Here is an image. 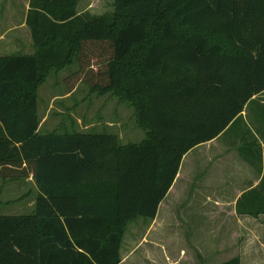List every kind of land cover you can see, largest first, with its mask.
<instances>
[{"label": "trees", "instance_id": "1", "mask_svg": "<svg viewBox=\"0 0 264 264\" xmlns=\"http://www.w3.org/2000/svg\"><path fill=\"white\" fill-rule=\"evenodd\" d=\"M77 6L30 0L33 52L0 55V180L38 190L31 214L0 215V264H120L127 226L155 219L183 157L264 93V0H114L101 16ZM94 58L103 81L90 88L133 109L140 143L40 133L39 87ZM236 213L264 214V176Z\"/></svg>", "mask_w": 264, "mask_h": 264}, {"label": "rangeland", "instance_id": "2", "mask_svg": "<svg viewBox=\"0 0 264 264\" xmlns=\"http://www.w3.org/2000/svg\"><path fill=\"white\" fill-rule=\"evenodd\" d=\"M113 1L78 0L77 12H88L94 16L111 14ZM29 2L0 0V55L33 52L30 30L25 24ZM105 55L101 58L106 59ZM88 60L82 72L73 63L52 72L39 87L37 113L40 133L59 130L106 132L116 135L120 144L140 143L145 134L135 124L133 109L111 94L99 95L90 88V83L103 81L104 66L99 62L103 64L104 60ZM201 154L197 152L184 162L182 171L187 174L186 188L190 178L194 177L195 170L189 172L195 162L200 160L204 163ZM182 182L176 184L173 197L160 207L153 228L151 221L142 218L127 226L120 250V264H220L242 254L244 237L241 228L238 229L239 224L238 228L235 227L230 215L219 216L214 207L200 203L201 198L211 195L208 188L200 194L187 195ZM0 186V215L32 213L36 193L31 178L0 180ZM255 255L259 263L262 257L260 249Z\"/></svg>", "mask_w": 264, "mask_h": 264}, {"label": "crops", "instance_id": "3", "mask_svg": "<svg viewBox=\"0 0 264 264\" xmlns=\"http://www.w3.org/2000/svg\"><path fill=\"white\" fill-rule=\"evenodd\" d=\"M197 152L202 153L200 158L204 163H200V160L195 162L189 172L191 173L192 170H195L194 177L190 178V183L186 188V184H188L186 181L187 174L182 171L184 170V162L186 158ZM196 170H202V172L198 173ZM207 174L208 177H206ZM263 176L264 93L255 96L246 105L240 115V119L236 120L229 129L212 141L193 148L183 157L171 188L159 204L157 215L159 216L162 204L168 198L173 197V192H175V186L178 182L183 181L187 195L191 193L197 195L205 192L208 188L211 195L201 198L202 201L200 203L214 207L216 214L219 216L221 214L230 215L234 226L238 228L237 225L239 224L238 229L241 228L244 244L243 252L238 256L240 264H245L246 262L247 264H264V214L258 217H251L248 215L239 216L236 213V204L239 198L244 193L257 189ZM194 186L195 189L193 190L192 187ZM33 189L36 193V198L38 190L35 183ZM212 192L214 193L212 194ZM157 215L151 221V228L157 222ZM258 249H260V254L262 255L259 263L255 260L257 256L255 254Z\"/></svg>", "mask_w": 264, "mask_h": 264}]
</instances>
